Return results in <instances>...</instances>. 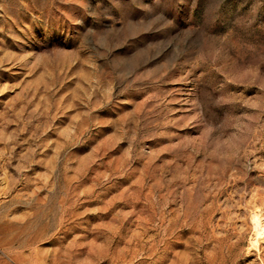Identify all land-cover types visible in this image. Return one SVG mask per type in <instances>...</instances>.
<instances>
[{
    "label": "rangeland",
    "instance_id": "374dc122",
    "mask_svg": "<svg viewBox=\"0 0 264 264\" xmlns=\"http://www.w3.org/2000/svg\"><path fill=\"white\" fill-rule=\"evenodd\" d=\"M0 264H264V0H0Z\"/></svg>",
    "mask_w": 264,
    "mask_h": 264
},
{
    "label": "bare ground",
    "instance_id": "6f19581e",
    "mask_svg": "<svg viewBox=\"0 0 264 264\" xmlns=\"http://www.w3.org/2000/svg\"><path fill=\"white\" fill-rule=\"evenodd\" d=\"M262 233V232H261Z\"/></svg>",
    "mask_w": 264,
    "mask_h": 264
}]
</instances>
